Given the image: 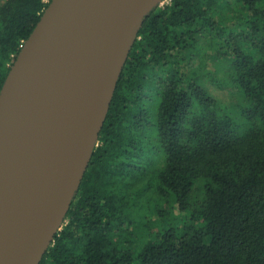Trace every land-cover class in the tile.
<instances>
[{"label": "trees", "instance_id": "obj_1", "mask_svg": "<svg viewBox=\"0 0 264 264\" xmlns=\"http://www.w3.org/2000/svg\"><path fill=\"white\" fill-rule=\"evenodd\" d=\"M50 1L1 4L0 90ZM204 48L229 56L238 118L188 74ZM39 264H264V0H172L143 17Z\"/></svg>", "mask_w": 264, "mask_h": 264}, {"label": "water", "instance_id": "obj_2", "mask_svg": "<svg viewBox=\"0 0 264 264\" xmlns=\"http://www.w3.org/2000/svg\"><path fill=\"white\" fill-rule=\"evenodd\" d=\"M161 0H51L0 90V264L60 231L143 17Z\"/></svg>", "mask_w": 264, "mask_h": 264}, {"label": "rangeland", "instance_id": "obj_3", "mask_svg": "<svg viewBox=\"0 0 264 264\" xmlns=\"http://www.w3.org/2000/svg\"><path fill=\"white\" fill-rule=\"evenodd\" d=\"M4 2L5 0H0V6ZM223 15L228 19L229 17L234 18L233 13L230 11ZM199 56L200 59L196 58L192 63L194 65L193 69H189L187 66L188 74L198 78L201 87L215 100L219 114H227L233 118H238L237 111L241 105V98L235 94V90L225 87L223 84V81L231 76L229 56L218 49L213 51L205 49L199 53Z\"/></svg>", "mask_w": 264, "mask_h": 264}, {"label": "built area", "instance_id": "obj_4", "mask_svg": "<svg viewBox=\"0 0 264 264\" xmlns=\"http://www.w3.org/2000/svg\"><path fill=\"white\" fill-rule=\"evenodd\" d=\"M172 0H161L158 4V6L161 8V7H164V6H168L170 5Z\"/></svg>", "mask_w": 264, "mask_h": 264}]
</instances>
